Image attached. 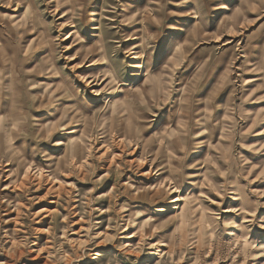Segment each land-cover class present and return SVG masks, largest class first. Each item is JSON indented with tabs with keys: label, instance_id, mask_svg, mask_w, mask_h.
<instances>
[{
	"label": "rangeland",
	"instance_id": "1",
	"mask_svg": "<svg viewBox=\"0 0 264 264\" xmlns=\"http://www.w3.org/2000/svg\"><path fill=\"white\" fill-rule=\"evenodd\" d=\"M0 92V264L260 259L226 231L230 189L264 220V0H0Z\"/></svg>",
	"mask_w": 264,
	"mask_h": 264
},
{
	"label": "bare ground",
	"instance_id": "2",
	"mask_svg": "<svg viewBox=\"0 0 264 264\" xmlns=\"http://www.w3.org/2000/svg\"><path fill=\"white\" fill-rule=\"evenodd\" d=\"M69 2V1H68ZM78 2V1H77ZM79 3V2H78ZM138 8V7H137ZM95 11V10H94ZM85 13V12H84ZM91 14V13H90ZM93 15V14H92ZM91 16V15H90ZM84 17V16H83ZM83 20V19H82ZM97 29L96 27H93L91 30H95ZM75 31L71 32L69 35H66L64 39L69 38V36H71V34H73ZM90 32V31H89ZM87 36V35H86ZM93 37H95L96 35H91ZM63 39V40H64ZM90 40V39H89ZM88 41V40H87ZM80 50V49H79ZM88 51V50H87ZM81 52V51H80ZM83 52V51H82ZM87 53V52H86ZM82 54V53H81ZM86 55V54H85ZM91 79V80H90ZM89 79V81H87V84H91L94 80H96V77H91ZM10 86V85H8ZM7 85L3 86L2 88L5 89L6 91H10L9 87ZM11 87V86H10ZM146 87V85H145ZM140 89V88H139ZM146 90V88H145ZM1 93V92H0ZM8 95V94H3V96ZM11 97V96H9ZM0 98H3L2 96ZM16 99V98H15ZM18 102V101H17ZM13 100L11 98H7V96H5L2 101H0V110H2V112L0 111V140H2V142H0V161L2 158L9 160H18L16 159L17 155V148L13 147V139L17 136V135H12L13 132H18L20 131V128H18L16 120L17 118H15L9 111L6 112V108L12 106ZM14 110V109H13ZM258 119V118H257ZM251 123H249L253 128H255L256 126V119L253 118L250 121ZM250 126V127H251ZM53 127V124H52ZM71 133H76L75 130L74 131H70ZM40 133V132H39ZM41 135V134H40ZM38 137V136H36ZM5 140V141H4ZM64 145V144H63ZM252 147V146H251ZM16 157V158H15ZM257 157V155H254L253 158ZM250 166V165H249ZM206 167V166H205ZM209 169V168H208ZM26 171V168L24 169V173ZM37 173L39 174L40 172L37 171ZM147 173V172H146ZM201 173V172H200ZM199 174V172H198ZM192 175V174H191ZM196 175H194L195 177ZM201 178H195L191 180V185L195 188V187H199V184L201 185L202 180H204L203 175L200 176ZM189 178H193V176H190ZM199 179H201L199 181ZM210 180V179H209ZM208 180V181H209ZM228 180V179H227ZM199 181V182H198ZM237 181V180H236ZM211 182V181H210ZM196 183V186H194V184ZM212 183V182H211ZM162 184V183H161ZM215 184V183H214ZM213 184V185H214ZM230 184V183H229ZM198 185V186H197ZM175 187L170 189V194H172L173 192H178L176 191L179 187L174 185ZM211 186V185H210ZM215 186V185H214ZM237 186V185H236ZM156 188V187H155ZM216 188V187H215ZM215 190V189H214ZM231 190V191H230ZM229 191L227 190L228 194H231V199L233 201V204L230 205L229 208L231 209H235L236 210V217L238 216V219H240V222L237 226L233 227V229L227 230L226 231V237L228 240L235 242L237 241L240 237H243V233L244 231L248 228L249 225L247 224H251V225H257V227L264 231V220H258L255 211L256 208L252 207L250 202H248L246 199H243L242 195H240L237 191V189H230ZM216 191V190H215ZM245 191V190H244ZM208 194L207 192H203V191H198V194L196 195V197L198 199H200L201 197H203V195ZM247 195V194H246ZM170 202L173 203L174 206V214L172 217L174 218H179V222L182 224L185 220V212L187 211V205H186V200L185 197H181L180 195H177L176 197H173L172 199H170ZM192 209V208H191ZM154 216V215H153ZM156 222V221H155ZM154 224V223H153ZM157 225V224H156ZM155 227V226H154ZM153 227V228H154ZM258 239H260L259 241H254L255 246L258 247V250L256 252L257 256L260 257L259 260L254 259L253 261H255V264H259L262 260H264V235H261V237H259ZM257 243V244H256ZM252 256V254L250 255ZM253 258V257H252ZM250 264V263H249Z\"/></svg>",
	"mask_w": 264,
	"mask_h": 264
}]
</instances>
